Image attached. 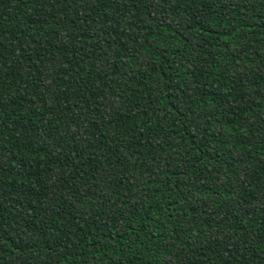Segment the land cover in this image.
<instances>
[{
  "label": "trees",
  "instance_id": "16d2710c",
  "mask_svg": "<svg viewBox=\"0 0 264 264\" xmlns=\"http://www.w3.org/2000/svg\"><path fill=\"white\" fill-rule=\"evenodd\" d=\"M0 264H264V0H0Z\"/></svg>",
  "mask_w": 264,
  "mask_h": 264
}]
</instances>
